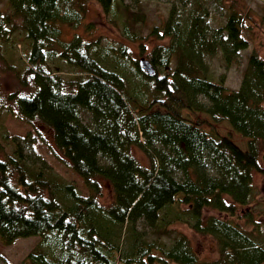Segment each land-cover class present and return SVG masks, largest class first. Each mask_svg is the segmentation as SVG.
<instances>
[{
    "label": "trees",
    "instance_id": "16d2710c",
    "mask_svg": "<svg viewBox=\"0 0 264 264\" xmlns=\"http://www.w3.org/2000/svg\"><path fill=\"white\" fill-rule=\"evenodd\" d=\"M89 1L6 0L0 7V63L20 86L0 90V116L48 127L57 157L88 190L83 195L28 161L15 142L0 157L2 244L39 237L18 264H263L264 216L258 222L246 213L253 229L236 218L257 199L252 173L264 175V58L248 54L236 89L225 85L224 73L212 79L207 62L217 53L225 70L239 62L249 45L247 9L230 1L223 24L212 27L208 0H175L142 36L136 27L145 14L134 0H95L121 34L103 41L77 30L92 31ZM64 26L75 31L69 39ZM149 36L155 44L147 49ZM141 58L155 75L141 69ZM194 113L211 122L192 120ZM221 122L247 140L246 149L217 132L212 123ZM102 180L113 190L108 205L99 200ZM175 223L212 236L219 257L200 259L185 234L170 243L146 236V228L167 236Z\"/></svg>",
    "mask_w": 264,
    "mask_h": 264
},
{
    "label": "rangeland",
    "instance_id": "374dc122",
    "mask_svg": "<svg viewBox=\"0 0 264 264\" xmlns=\"http://www.w3.org/2000/svg\"><path fill=\"white\" fill-rule=\"evenodd\" d=\"M173 1L175 0H134V5L132 2V5L138 12L145 14V23H140L136 27L142 36L148 35L150 27L159 24L165 19ZM230 1H235L239 7L247 9V13H249V18L245 22L246 30L244 31V36L249 40V45L241 52L239 62L227 70L224 68L221 54L219 53L209 57L207 62L210 67V76L212 79H218L224 73L225 85L230 89H236L240 86L242 72L246 66L248 54L252 50H255L264 58V0H208V8L211 13L209 18L210 26L216 27L223 24L225 21V12L222 6L227 5ZM5 2L6 0H0V7L4 6ZM85 20L92 23V31H84V27L77 29L85 36L100 35L103 41L109 39L117 41L121 39L119 29L111 22L110 17L103 12L101 6L95 0L88 2ZM74 32L71 28L64 26L62 36L65 39H69ZM145 41L148 44L147 49H150L155 44V41L150 36ZM128 44L137 51V44L130 42ZM19 88L20 86L15 79L14 71L4 68L0 63V90L7 93ZM188 116L192 120L200 118L211 122L209 117L202 113L189 114ZM212 124L219 134H231L235 143L242 149H246L247 140L241 139L234 134L226 123ZM4 135H6V139H2ZM15 142H18L22 146L28 161L48 168L59 177L74 184L83 195L88 194V190L82 180L57 157L56 153L60 155V152L54 144L52 131L48 127L40 122L25 123L3 112L0 116V143L4 148V151L0 152L1 158L12 153ZM131 151L141 163L148 164L147 157L142 150L133 147ZM259 164L261 168H264V146H260ZM252 178L257 189V199L248 207H239L236 218L246 229H253L252 224L249 223L246 217V213H252L258 222L262 221L264 216V175L254 171ZM112 198L113 190L111 185L107 181L102 180L101 194L99 197L100 202L108 205L112 201ZM208 215L227 217L213 210H207L205 216ZM138 229H143L142 223L138 224ZM170 229L171 233L167 236L153 235V232L149 228L145 229V233L149 239L158 238L167 243H170L176 234H185L200 259L215 260L219 257L217 242L212 236L197 234L184 223L172 224L170 225ZM261 237L264 238V229L262 230ZM38 241V236L18 238L10 245H4L0 240V264H18L35 247Z\"/></svg>",
    "mask_w": 264,
    "mask_h": 264
},
{
    "label": "water",
    "instance_id": "95a60500",
    "mask_svg": "<svg viewBox=\"0 0 264 264\" xmlns=\"http://www.w3.org/2000/svg\"><path fill=\"white\" fill-rule=\"evenodd\" d=\"M140 67L143 71H145L147 74L153 76L155 75V70L150 64V62L146 58H141L139 61Z\"/></svg>",
    "mask_w": 264,
    "mask_h": 264
}]
</instances>
